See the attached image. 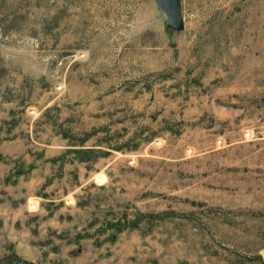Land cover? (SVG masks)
<instances>
[{"label": "rangeland", "instance_id": "obj_1", "mask_svg": "<svg viewBox=\"0 0 264 264\" xmlns=\"http://www.w3.org/2000/svg\"><path fill=\"white\" fill-rule=\"evenodd\" d=\"M0 0V264H264V0Z\"/></svg>", "mask_w": 264, "mask_h": 264}, {"label": "water", "instance_id": "obj_2", "mask_svg": "<svg viewBox=\"0 0 264 264\" xmlns=\"http://www.w3.org/2000/svg\"><path fill=\"white\" fill-rule=\"evenodd\" d=\"M156 2L163 10L167 24L177 29L184 26L182 0H156Z\"/></svg>", "mask_w": 264, "mask_h": 264}]
</instances>
